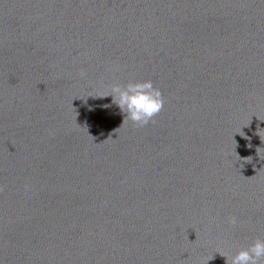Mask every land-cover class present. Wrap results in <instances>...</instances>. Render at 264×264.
<instances>
[{
  "label": "water",
  "instance_id": "water-1",
  "mask_svg": "<svg viewBox=\"0 0 264 264\" xmlns=\"http://www.w3.org/2000/svg\"><path fill=\"white\" fill-rule=\"evenodd\" d=\"M144 80L163 106L134 125L105 96ZM256 239L264 0H0V264H229Z\"/></svg>",
  "mask_w": 264,
  "mask_h": 264
},
{
  "label": "clouds",
  "instance_id": "clouds-1",
  "mask_svg": "<svg viewBox=\"0 0 264 264\" xmlns=\"http://www.w3.org/2000/svg\"><path fill=\"white\" fill-rule=\"evenodd\" d=\"M107 96L111 97L112 103L123 114V119L134 125L147 124L163 106L162 94L150 80L114 84L105 97ZM229 223L236 224V217H231ZM262 259L264 239H256L246 248L238 250L231 257L229 264H260Z\"/></svg>",
  "mask_w": 264,
  "mask_h": 264
}]
</instances>
